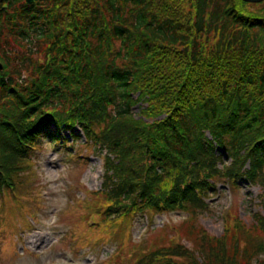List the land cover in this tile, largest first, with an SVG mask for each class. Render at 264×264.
<instances>
[{"label":"trees","instance_id":"obj_1","mask_svg":"<svg viewBox=\"0 0 264 264\" xmlns=\"http://www.w3.org/2000/svg\"><path fill=\"white\" fill-rule=\"evenodd\" d=\"M263 2L0 0V193L43 138L60 140L50 125L78 123L106 152L84 204L103 232L145 212L191 216L132 253L119 242L108 264H264V214L228 218L219 238L195 218L219 179L264 185V14L246 11Z\"/></svg>","mask_w":264,"mask_h":264},{"label":"rangeland","instance_id":"obj_2","mask_svg":"<svg viewBox=\"0 0 264 264\" xmlns=\"http://www.w3.org/2000/svg\"><path fill=\"white\" fill-rule=\"evenodd\" d=\"M246 9L250 13L264 14V2L262 5L250 4ZM136 110L137 107L133 108L134 112ZM76 134L81 138L70 147L71 157L63 149L44 140L38 150L30 153L31 169L24 175L30 180H20L19 184L25 180L24 184L16 185L15 193L14 190L12 193L21 197L26 189L34 188V191L30 192L29 198H17L18 202H0V264H104L106 255L116 252L118 247L105 242L107 239L119 237L124 254L132 253L135 251L133 244L144 241L148 244L152 239L150 237L156 236L154 234L162 226H174L171 231L175 232L184 220L190 218L186 210L153 218L140 215L132 222L130 234L126 231V224L122 226L125 229L123 233L109 234L99 226L89 232L84 228L88 209L84 205L77 207L76 203H81L80 199L84 198L87 189L100 191L102 160L90 148L83 147L86 142L78 129ZM66 136L71 141L68 134ZM237 182L238 186H232L229 182L218 181V194L210 200L213 204L211 209L195 216L201 227L217 237L222 234L225 210L235 209L242 222L250 225L253 223L250 214L255 211L264 213V201L260 203L258 198L264 194V185L251 187L240 180ZM44 189L46 193L42 195ZM95 194L88 195L85 202ZM261 198L264 200V197ZM98 220L101 222L99 216ZM118 231H121V226ZM100 236L102 242H91ZM252 239L255 242L258 240L254 234L250 236L251 244ZM133 257L121 256L120 261L133 264Z\"/></svg>","mask_w":264,"mask_h":264},{"label":"water","instance_id":"obj_3","mask_svg":"<svg viewBox=\"0 0 264 264\" xmlns=\"http://www.w3.org/2000/svg\"><path fill=\"white\" fill-rule=\"evenodd\" d=\"M33 0H26L27 3H31ZM243 1H246V2H259V1H262V0H243ZM0 69H2L1 65H0Z\"/></svg>","mask_w":264,"mask_h":264}]
</instances>
